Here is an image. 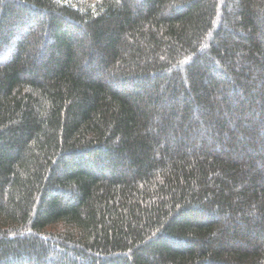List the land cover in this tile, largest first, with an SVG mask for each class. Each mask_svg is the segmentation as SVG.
I'll return each instance as SVG.
<instances>
[{
	"label": "trees",
	"instance_id": "obj_1",
	"mask_svg": "<svg viewBox=\"0 0 264 264\" xmlns=\"http://www.w3.org/2000/svg\"><path fill=\"white\" fill-rule=\"evenodd\" d=\"M0 264H264V0H0Z\"/></svg>",
	"mask_w": 264,
	"mask_h": 264
}]
</instances>
